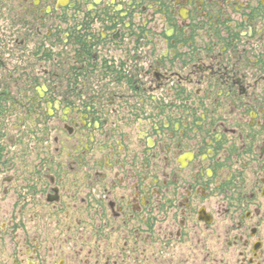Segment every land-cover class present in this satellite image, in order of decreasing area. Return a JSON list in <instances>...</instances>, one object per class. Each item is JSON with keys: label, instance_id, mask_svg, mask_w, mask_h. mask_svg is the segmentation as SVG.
<instances>
[{"label": "flooded vegetation", "instance_id": "obj_1", "mask_svg": "<svg viewBox=\"0 0 264 264\" xmlns=\"http://www.w3.org/2000/svg\"><path fill=\"white\" fill-rule=\"evenodd\" d=\"M7 264H264V0H0Z\"/></svg>", "mask_w": 264, "mask_h": 264}, {"label": "rangeland", "instance_id": "obj_2", "mask_svg": "<svg viewBox=\"0 0 264 264\" xmlns=\"http://www.w3.org/2000/svg\"><path fill=\"white\" fill-rule=\"evenodd\" d=\"M8 258L3 253H0V264H7Z\"/></svg>", "mask_w": 264, "mask_h": 264}]
</instances>
